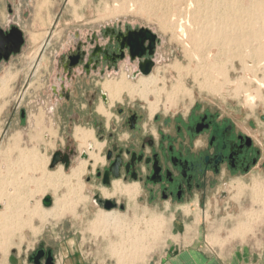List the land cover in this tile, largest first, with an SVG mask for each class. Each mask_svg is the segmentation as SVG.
Masks as SVG:
<instances>
[{
    "label": "rangeland",
    "instance_id": "obj_1",
    "mask_svg": "<svg viewBox=\"0 0 264 264\" xmlns=\"http://www.w3.org/2000/svg\"><path fill=\"white\" fill-rule=\"evenodd\" d=\"M190 1H193L194 4L192 14L190 12L189 15H192L191 18H197L195 27L191 31L195 29L197 31V27L200 30L206 24L208 10L210 9L209 5L211 4L210 0H203L204 2L201 0ZM243 2L247 6L248 0ZM198 4H201L200 7ZM151 5L147 7L149 10L147 11L142 9L138 0H0V22L8 25L11 20H15L24 30L27 38L23 53L13 59L8 66L0 67V91L3 89L2 82L4 79L8 80L9 77L13 79L9 83L10 91L8 90L3 94L4 96L2 95L3 97H0V264H13L14 262L30 264L28 257L38 251L41 245H44L46 249H51L54 252L55 260L58 261L57 263L62 264V256L66 254L65 250H67L68 245L66 242L70 240L86 256L89 264H150L160 253H163L167 243L174 239V234H179L177 228L180 227V223L192 221L187 215L183 217L180 211L163 213L148 210L140 203H129L127 211L119 209L105 211L98 206L93 197L96 189L101 188V186L96 185L91 188L86 183V177L89 175L87 168L81 177L87 197L84 202H80L76 197L72 199L67 195L69 186L65 182H58L49 186L50 182L48 183L44 178L53 175L60 176V174L63 177H68L74 169L84 162L80 157H77L70 172L65 171L63 166L51 170V154L57 148H60L54 141L46 143L48 155L41 153L47 161L44 174L36 170V172H33V170H29L27 173L20 172L16 165L19 158V153L16 151L8 152L9 159H6L3 155L7 150V132L11 133L19 129L27 134L32 133L34 135L32 141L21 140L19 146L21 149H30L34 148L33 145L41 142L45 143V137L50 134L51 139L58 138V136L62 139L68 136L72 146L76 147L78 145L80 152L86 151L90 155L93 153L90 147L97 144L96 139L91 141L88 147H83L81 144L82 147H80L74 138V132L79 126L72 128L68 118L62 119L60 115L55 118L49 112H38L37 105L33 102V92L40 89L39 84H45L46 79L49 83H58V80H56L59 64V60L56 59L57 56L68 53L76 47L79 40L86 41L89 36L100 33L106 27H121L123 30L144 27L151 29L159 36L160 43L155 58L156 66L150 76L164 77L165 83H160L159 86L161 88L165 86L167 92L172 91V86L179 79L178 73L172 69L173 65L179 63L184 68L189 67V76H186L185 71H183L182 80L184 87L192 93L191 96L179 93L173 97L174 99L168 100L167 95L163 94L159 110L155 116L174 120L181 116L187 117L196 107L210 109L233 120L246 131L253 132L251 134L264 151V88H260L259 85V81L264 82V53L261 52L263 50L259 51L256 56L252 47L241 48L242 51L239 49L222 50L220 47L219 51L218 48H210L205 40L203 41L205 44H203L202 50L196 51L198 54L201 53V57L196 53H186L178 40L172 38L171 32H165L162 28L165 23L170 24L169 21L173 19L175 14L178 15L181 6L185 8V5L176 6L171 0H157L155 3L151 1ZM9 6L16 15L15 19L8 12ZM176 10L177 12H175ZM258 13H256L257 16H259ZM261 17H257L258 20L255 21L256 25L260 23V26L257 25L259 31L264 29V16L263 19ZM261 32L264 35V30ZM34 35L38 37L34 39ZM260 43L261 45H259ZM257 44L264 46V38L259 40ZM45 46L44 51L43 47ZM51 55H54L55 58L52 64L38 65L42 56H45V59L48 60ZM199 59H202L201 64ZM203 62L209 63L205 64ZM121 68V75L108 74L100 82L103 90L104 83L120 80L123 75L133 83L139 80L140 77L136 80L129 78V76L132 77L134 70L129 62H124ZM46 72H48L47 77H45ZM29 80H31V84L25 93L26 82ZM207 80L217 85L220 88L219 92H212L209 89L210 85L206 86L205 82ZM43 93H45V96H42L43 100L48 105L56 104L54 100L50 99L51 95L47 88L43 90ZM248 95L254 100H249ZM154 98L153 95L150 96L151 101ZM21 99H23L22 102ZM132 102L145 106V110L150 116L149 107L144 101L138 98L136 101L132 100ZM22 109L27 113L26 121L20 120ZM99 110L103 112L104 107L100 106ZM59 129H61L62 135H58ZM46 172H48L47 175H45ZM27 176L34 177L32 178L34 180L31 179L32 182H28ZM38 180L44 183L42 185H40V182L35 183ZM74 182L71 184L73 187L74 184L75 186L77 184V182ZM241 184L244 186V190L240 191L238 186H241ZM259 184L264 187L263 169L254 170L247 177L224 181L214 191L219 194L225 193V195L235 196V200L246 197L247 200L243 202L241 209L248 214V217L244 215L243 218L246 217L245 219L251 222L252 225H259L264 224V215L256 217L252 214L257 211L264 212V196L257 198V194L253 193V188ZM53 185L55 190L51 188ZM47 195L51 196L54 201L51 208H45L42 204L43 198ZM66 195L67 202H65ZM58 199L59 204L61 203L60 200H63L65 205L71 202L68 203L69 207L64 206L63 208L68 211L66 214L41 219L30 213L34 208L37 211L39 210L37 209L39 203L43 210H54L55 206H58ZM75 200H78V202ZM8 204H11L10 210L14 213V219L9 215L7 218L3 215L8 212ZM199 207L204 208L205 205ZM183 211L184 214H188L189 209L185 208ZM102 212L114 213L115 220L112 223L117 225L118 230L111 228L112 225L101 228L96 223L97 217ZM155 217L159 219V222H162L155 230L157 232H150L147 239L142 240L143 243L139 246L138 254L135 253L136 255L120 258L116 254V248L119 250L124 248L123 244H120V236L122 235L128 239L131 235H145L146 222L148 223ZM7 220L14 222L12 225L6 223L8 228L4 229L2 227ZM229 237L231 240L237 239L233 232L229 233Z\"/></svg>",
    "mask_w": 264,
    "mask_h": 264
},
{
    "label": "flooded vegetation",
    "instance_id": "obj_2",
    "mask_svg": "<svg viewBox=\"0 0 264 264\" xmlns=\"http://www.w3.org/2000/svg\"><path fill=\"white\" fill-rule=\"evenodd\" d=\"M8 12L16 18L11 6L8 7ZM14 27L23 32L25 43L19 54L12 53L6 61L5 54L14 49ZM140 29L106 27L100 33L89 36L86 41L79 40L76 47L68 53L57 56L58 83H49L47 80L46 87L51 95L50 99L56 104L43 103H47L51 116L68 118L72 128L79 126L74 132L79 145L88 147L94 139L97 144L91 145L93 153L90 155L86 151L80 152L78 145L73 147L69 137L65 136L62 142L56 143L60 148L51 154L50 164L57 152H61L60 161L69 160V168L66 169L65 164L59 163L54 169L63 166L65 171L70 172L77 157L84 160L71 175L75 170L83 168L82 177L87 168L89 175L86 183L91 188L101 186L96 189L93 197L105 211H108L105 209L107 202L114 205L112 210L127 211L129 203H140L148 210L163 213L182 212L196 201L199 206H204L207 198L216 193L214 190L220 183L247 177L254 170H264V151L251 134L253 132L246 131L233 120L210 109L196 107L187 117L167 120L155 116L156 114L151 118L145 106L133 103L128 94L125 97L122 94L121 101H114L100 85L105 76L112 73L121 75V65L129 62L134 68L132 77L129 78H148L141 74V65L149 60L155 62L159 40L155 43L153 55H150V43L147 41L143 45V57L134 53L135 59L132 60L128 45L130 34H136ZM0 30V42L4 43L0 49V67H3L23 53L27 38L15 20H11L8 25L0 22ZM45 49L46 47L43 50ZM77 58L78 63L73 66L72 63ZM123 78L128 80L123 75L120 80L107 82H119ZM31 80L26 82L25 93ZM100 106L104 107L103 112L99 110ZM26 119L27 113L22 109L20 120ZM77 130L90 132L92 138L85 143L80 142L76 136ZM59 135H62L61 129ZM115 183L128 187L137 185L136 199L132 202L125 195L106 198L104 191L114 192ZM227 196L223 194V198ZM50 250L45 246L43 250L39 248L28 257V262L35 264L34 258L43 252L39 264H47ZM51 252L56 264L54 252Z\"/></svg>",
    "mask_w": 264,
    "mask_h": 264
},
{
    "label": "bare ground",
    "instance_id": "obj_3",
    "mask_svg": "<svg viewBox=\"0 0 264 264\" xmlns=\"http://www.w3.org/2000/svg\"><path fill=\"white\" fill-rule=\"evenodd\" d=\"M141 3L142 9L143 10H147V7L149 5H151V1L155 3V1L157 0H138ZM161 1V0H160ZM203 1V0H201ZM200 1V2H201ZM244 0H210V9L208 10V20L206 22V24L204 25L203 28H201L200 30H198L197 27V31L193 30L191 31L194 27H195V23L197 22V18L193 17L191 18L189 15L190 12L192 11V7L193 4L190 0H171V2L173 4H175L176 6L179 5H185V8H182L183 6H181V10H179L178 15L175 14L173 19L169 23H165L164 26H162L163 31L165 30V32H171V34L173 35L172 38L177 39L178 42L183 46V49L186 53H196L198 51H201L203 48V44L208 43L210 48H218V50L221 49L222 50H241V48H245V47H249V48H253V53L258 54L259 51L264 53V46H259L261 45V43L258 45L257 42L259 40H263V34L259 28H257L260 23L256 25V22L258 19L257 17L259 16H264V8L261 9L262 7H264V0H261L259 2V0H248L247 6L244 4L243 2ZM247 1V0H246ZM204 2V1H203ZM162 4V3H161ZM171 5V3H170ZM169 5V6H170ZM199 7L201 4H198ZM204 5V4H203ZM202 5V6H203ZM152 6V5H151ZM175 6V7H176ZM196 6V5H195ZM166 7V6H165ZM171 8V7H170ZM204 8V7H203ZM174 9V8H173ZM179 9V8H178ZM177 9V10H178ZM196 9V8H195ZM208 9V8H207ZM124 10V9H123ZM175 10V9H174ZM177 10L175 12H177ZM121 11V10H120ZM119 11V13H120ZM257 12H259V16H257ZM149 13V12H148ZM192 14V12H191ZM262 14V15H260ZM194 15V14H193ZM257 16V17H256ZM261 17V18H262ZM168 18V17H167ZM170 18V17H169ZM260 18V19H261ZM263 19V18H262ZM261 19V21H262ZM167 20V19H166ZM264 20V19H263ZM260 21V22H261ZM203 22V21H202ZM199 23V22H198ZM202 26V25H200ZM263 28V27H262ZM35 36L34 35V39ZM262 38V39H260ZM206 40V41H205ZM37 41V40H35ZM203 41H205L203 43ZM49 45V43H48ZM47 45V46H48ZM264 45V44H263ZM256 47V48H254ZM44 49V47H43ZM197 51V52H196ZM211 51V50H210ZM220 51V50H219ZM242 51V50H241ZM206 52V51H205ZM233 52V51H232ZM260 52V53H261ZM184 53V52H183ZM211 53V52H210ZM213 53V52H212ZM230 53V52H229ZM262 53V54H263ZM195 54V55H196ZM201 54V53H200ZM200 54H198L200 56ZM260 55V54H259ZM187 56V55H186ZM216 56V55H215ZM197 57V55H196ZM201 57V56H200ZM204 57V55H203ZM208 57V56H207ZM198 58V57H197ZM216 58V57H215ZM204 59V58H202ZM202 59H199L200 64L202 63ZM214 59V58H213ZM212 59V60H213ZM205 60V59H204ZM191 61V60H190ZM251 61V60H250ZM205 63V62H203ZM209 63V62H206ZM205 63V64H206ZM204 64V65H205ZM216 65V64H215ZM189 68V67H188ZM188 68H184L181 64L176 63L173 65L172 69L174 71H176L179 75V79L175 82V84L172 86V91L171 92H167L166 88H165V84L163 85L164 87H160L159 84L160 83H165V79L164 77L161 78L160 76H150L148 78H141L137 83H131L128 80H126L125 78H123L121 81L119 82H114V83H105L103 88L105 90H107L110 94V96L115 100L121 101V95L122 94H128L131 98V100H135L136 98H139L140 100L144 101L148 107H149V112H150V117L152 118L159 110L160 107V103H161V98L163 94H166L168 97V100L174 99L173 97H175L176 95H178L179 93H183L185 95L191 96V92L188 91L183 84V71H185L186 76H189V71ZM205 68V67H204ZM208 68V67H207ZM192 70V69H191ZM249 73V72H248ZM184 76V77H186ZM207 77V76H206ZM228 79V78H227ZM3 81V80H2ZM13 81L12 77H9L8 80L4 79V81L2 82L3 85V89L0 91V97L6 93L8 90L10 91V87H9V83ZM206 86L210 85L208 88L212 91V92H219V87L217 85H214L211 83L210 80H207ZM259 85L260 88H264V82L259 81ZM7 95V94H6ZM153 95L155 98L154 100H150V96ZM4 96V95H3ZM2 96V97H3ZM249 97V95H248ZM251 97V96H250ZM249 97V98H250ZM256 98V97H255ZM1 99V98H0ZM248 99V98H247ZM246 99V100H247ZM249 100H254V98H250ZM248 101V100H247ZM76 136L78 138V140L82 143H85V141L87 139L92 138V134L90 132H85L82 131L80 132L79 130H77L76 132ZM28 151V150H27ZM34 151V150H33ZM31 151V152H33ZM35 153V154H34ZM34 153H29V154H33L31 156L35 157L34 159H31L35 162H37V166H43L40 164H43V162H41V159H37V155L36 152ZM21 154V153H20ZM38 154V153H37ZM40 155V154H39ZM25 156V155H24ZM22 156V157H24ZM25 158V157H24ZM22 158V159H24ZM27 158V157H26ZM44 158V156H43ZM20 160V159H19ZM27 160V159H26ZM22 161V160H21ZM29 161V158H28ZM41 162V163H40ZM47 163V161H45ZM44 162V163H45ZM22 165V162H20ZM29 163H32L29 162ZM29 163H26L27 166L29 167ZM29 164V165H28ZM32 165H34L32 163ZM25 166V165H24ZM35 166V165H34ZM46 167V166H44ZM21 168H25V167H21ZM26 169H29L26 167ZM32 169V167H31ZM41 171L44 170V168H40ZM43 169V170H42ZM35 170V169H34ZM38 170V169H37ZM25 171V170H24ZM62 171V170H61ZM59 171V172H61ZM22 172V171H21ZM27 172V171H26ZM84 172L83 168H80L78 170H75L73 172V174L69 177H63L62 174H60V176H47V178H44L45 181L47 180L48 183L50 182L49 186L54 183H58V182H65V184H67L69 186L68 191L69 193L67 194L69 197H71L72 199L74 197H76L77 199L80 200V202H84L85 200H87L86 195H84V186L81 182V174ZM48 172H46L45 175H47ZM44 174V172H43ZM42 174V175H43ZM50 174V173H49ZM41 175V176H42ZM59 175V174H58ZM44 177V176H43ZM49 177V178H48ZM34 178V177H32ZM32 178H30L28 181H30ZM28 179V178H27ZM37 179V178H36ZM49 179V180H48ZM34 179H32L33 181ZM40 180V179H39ZM38 180V182L35 183H39L40 181ZM31 181V182H32ZM77 182L76 186L74 184V187L71 185L73 182ZM53 182V183H52ZM74 182V183H75ZM257 182V181H256ZM42 183L44 182H40V185H42ZM258 183V182H257ZM261 184V183H260ZM257 185L255 188H253V193L257 194L256 197L261 198L264 196V187L261 185ZM59 185V184H58ZM57 186V185H56ZM64 186V185H62ZM41 187V186H40ZM54 185L53 188L54 189ZM30 188V187H29ZM44 188V187H43ZM238 188L241 190H244V186L241 184V186L239 185ZM38 189V188H37ZM36 189V190H37ZM41 189V188H40ZM39 189V191H40ZM45 189V188H44ZM43 189V190H44ZM35 190V191H36ZM48 190V189H47ZM55 190V189H54ZM58 190V189H56ZM57 192V191H56ZM37 193V191H36ZM39 193V192H38ZM41 193V192H40ZM44 194V192H43ZM67 195L65 196V202H67ZM117 195H125L129 200H131L132 202L136 199L137 195H138V187L137 185L134 186H123L120 183H115V191L112 193L106 192L104 191V196L106 198H113V197H118ZM261 195V196H260ZM64 197V195H62ZM75 199V198H74ZM59 201V199H58ZM57 201V202H58ZM61 203L59 204L58 202V206H57V211L60 208H64V206H68V202L66 205L64 204L63 200H60ZM69 201V200H68ZM72 201V200H71ZM74 201V200H73ZM76 201V200H75ZM264 201V200H263ZM78 202V200L76 201ZM40 205V203H39ZM262 205V204H261ZM7 206V205H6ZM41 206V205H40ZM59 207V209H58ZM69 207V206H68ZM67 207V208H68ZM10 208V207H9ZM41 208V207H40ZM35 209V208H34ZM38 209V208H37ZM43 209V208H42ZM68 209H72V208H68ZM258 209V208H257ZM8 210V208H7ZM40 210V209H39ZM38 210V211H39ZM64 210V209H63ZM74 210V209H73ZM34 211V210H33ZM43 211V210H41ZM65 211V210H64ZM47 211H45L44 213H46ZM51 212V211H50ZM49 212V213H50ZM63 212V211H62ZM32 213V212H31ZM48 213V215H49ZM65 213V212H63ZM53 214V213H52ZM57 214L59 215V213L57 212ZM66 214V213H65ZM103 215H99L97 218L96 223L99 224H105V226H110V224H112L111 228L118 230L117 225L113 224V220H115L114 217V213H101ZM8 215V214H7ZM41 215V213H40ZM51 216V214H50ZM60 216V215H59ZM6 217V215H5ZM9 217V216H8ZM7 218V217H6ZM114 218V219H113ZM119 218V217H118ZM117 219V218H116ZM11 221V220H10ZM121 221V220H120ZM109 222V223H108ZM161 222V221H160ZM159 219L157 217L153 218L151 221H149L148 223L146 222L147 228H146V233L145 235L141 234H136V235H131L130 237L125 238L122 235L120 236V244H123V249L119 250L118 248H116V254L118 256H120V258H124V257H128V256H133V254H138V249L139 246L143 243L142 240L144 238L147 239V236L150 232L155 231L159 225H160ZM243 221H241L242 223ZM5 223V222H4ZM7 223V222H6ZM115 223V222H114ZM120 223V222H119ZM162 223V222H161ZM2 224V223H1ZM118 224V223H117ZM125 225V223H124ZM244 225V224H243ZM4 226V225H3ZM122 226V225H121ZM123 228V227H122ZM120 229V228H119ZM161 229V228H160ZM130 231V230H129ZM132 232V231H131ZM136 232V231H135ZM140 232V231H138ZM157 232V231H155ZM4 233V232H3ZM143 233V232H142ZM132 234V233H131ZM135 234V233H134ZM7 236V235H6ZM149 238V237H148ZM152 238V237H151ZM150 238V239H151ZM146 242V241H145ZM148 242V241H147ZM146 242V243H147ZM119 244V245H120ZM152 244V243H150ZM119 247V246H118ZM143 247H145L143 245ZM142 247V248H143ZM141 248V249H142ZM148 248V247H147ZM146 248V249H147ZM149 253V252H148ZM135 254V255H136ZM146 254V253H145Z\"/></svg>",
    "mask_w": 264,
    "mask_h": 264
},
{
    "label": "crops",
    "instance_id": "obj_4",
    "mask_svg": "<svg viewBox=\"0 0 264 264\" xmlns=\"http://www.w3.org/2000/svg\"><path fill=\"white\" fill-rule=\"evenodd\" d=\"M53 59H55L54 55H51V58L48 60L45 59V56L44 57L42 56L41 60H39L40 61L39 65L46 66L47 64H52ZM47 75L48 72H46L45 77H47ZM39 86L40 89H37L36 91L33 92V97H34L33 102L36 103L37 105L36 109L38 112L40 111L49 112V107L47 103L45 104L43 103L44 100L42 97L46 93V92L43 93V90L47 87V79L45 84H39ZM53 107H56V105H53ZM33 137L34 135L32 133L27 134L22 129L13 131L11 133L7 132V137H6L8 141L6 148L7 150L6 152H4L3 155L6 159H9V156L7 155L9 151L18 152L19 158L16 165L20 169V172L22 171V173L29 170L30 171L33 170V172L36 170L38 172L43 173L45 168L47 167V163L45 162L46 159L45 157L43 158L42 155V154L48 155V146L46 143L50 141H54L55 143L63 141L59 136L58 138L51 139L50 134H48L45 137L46 138L45 143L41 142L38 143L37 145H33L34 148L21 149L19 147L21 140L32 141ZM34 152H36V155L38 157L37 159L39 160L41 159V162H43V164H40L43 165L40 166V168L42 167L44 168V170L42 169L43 171H41L39 166H37V162L34 163V161L31 160V159L35 160V157L31 156L33 154H29V153H34ZM22 156H24L25 158ZM31 161L35 166L32 165V163H29ZM20 162H22V165H20L21 164ZM26 163L30 164V165L28 164L29 167L27 166ZM21 167H25V168H21ZM26 167L29 169H26ZM27 178L28 181L32 177L27 176ZM235 199H236L235 196L232 195H228L226 198H223V194L214 193L207 198L204 208H200L198 206V202L196 201L194 205L188 207L189 209L188 214H184V211H182L181 214L183 215V217L187 215L189 219H191L192 221L189 223L184 221L180 223V227L177 228L179 234H174L175 235L174 239H172L167 243L166 248L163 250V253H160L157 256V258H155V260L152 261L151 263L152 264H264V224L252 225L251 222L245 219L246 217L243 218L244 215H247L248 217V214L245 211H243V209H241L243 202L247 199L246 197H241L239 200H235ZM8 207H10L8 208V212H6L3 215H6V217H8L9 215L14 219L15 218L14 213L10 210L11 204H8ZM40 207L41 206L39 205L38 208L40 209L39 211L34 209V211L31 212L33 215H36L41 219L47 217H56L59 215L62 216L63 214L68 212L65 209L64 211L62 208L59 209V207H58L59 210L57 211L56 210L57 206H55L54 210H51V212L47 211L46 213H44L46 210H43L42 207L41 208ZM62 211L65 213H63ZM57 212L59 213V215L57 214ZM252 214L256 217H262L264 215V212L257 211L255 214L254 213ZM12 220L5 221V225L6 222L8 225H12V223L14 222ZM241 221L243 222L241 223ZM5 225L2 228L7 229L8 225L6 226ZM99 225L101 226V228L105 227V224H99ZM231 232L234 233V236L236 235L237 239H232V240L230 239L229 233ZM66 243H68V245H67V250H65L66 254L62 256V264H89L86 256L82 253V251L79 248L75 247V245L71 240L67 241ZM64 248L66 249V247ZM57 262L58 261L56 260V264H59ZM21 263L22 262H18V263L14 262L13 264H21Z\"/></svg>",
    "mask_w": 264,
    "mask_h": 264
},
{
    "label": "water",
    "instance_id": "obj_5",
    "mask_svg": "<svg viewBox=\"0 0 264 264\" xmlns=\"http://www.w3.org/2000/svg\"><path fill=\"white\" fill-rule=\"evenodd\" d=\"M1 33V30H0ZM13 35H15V42H14V49L12 51H7L5 54V60L8 61L10 59V56L12 53L19 54L21 52V48L25 43V39L23 36V32L17 28L14 27L12 30ZM130 41H129V47L131 48V54H132V60L135 59V54L138 53V56L140 58L143 57V45L148 41L150 43V55H153V49L155 48V43L157 40H159V36L155 34L151 29L148 28H141L138 33L132 32L130 34ZM4 46V43L0 42V49H2ZM46 47V46H45ZM85 55V53H83ZM78 63V58L72 63L73 66H75ZM155 66V62L153 60H149L145 62L143 65H141V74L144 77H148L153 73V68ZM61 152H57L54 155L53 162L50 164V169H54L59 163L65 164V168H69V160H59ZM42 204L45 208H51L54 205L53 198L49 195L45 196L42 200ZM114 208V205H112L111 202H107L105 209L108 211H111ZM123 209V208H122ZM40 248L43 250L44 245H41ZM42 253V254H41ZM39 253L37 257L34 258L35 264H39V260L42 258L43 252ZM47 264H54L52 252L49 251V258L47 260Z\"/></svg>",
    "mask_w": 264,
    "mask_h": 264
}]
</instances>
